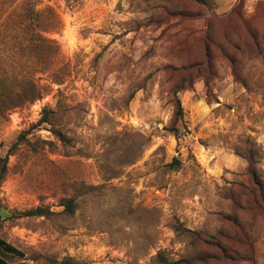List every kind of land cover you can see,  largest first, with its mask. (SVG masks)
<instances>
[{
	"label": "rangeland",
	"instance_id": "obj_1",
	"mask_svg": "<svg viewBox=\"0 0 264 264\" xmlns=\"http://www.w3.org/2000/svg\"><path fill=\"white\" fill-rule=\"evenodd\" d=\"M22 1L0 2V70L27 64L13 41L24 31L9 23ZM37 2L63 22L49 36L61 48L64 83L0 117V156L18 143L0 205L8 213L43 206L53 215H5L0 237L29 264H158L159 253L191 264H264V212L251 206L261 197L253 195L247 159L253 152L264 182V0ZM158 2L209 15L212 26L169 19L152 10ZM189 26L210 31L226 49L228 58L212 47L211 73L194 74L185 54L172 51L173 34ZM183 77L192 83L179 94L185 131L176 138L167 130L171 90ZM51 78L35 76L40 85ZM44 109L56 111L53 122L69 143L50 124L38 125ZM71 197L72 216L61 205Z\"/></svg>",
	"mask_w": 264,
	"mask_h": 264
},
{
	"label": "trees",
	"instance_id": "obj_2",
	"mask_svg": "<svg viewBox=\"0 0 264 264\" xmlns=\"http://www.w3.org/2000/svg\"><path fill=\"white\" fill-rule=\"evenodd\" d=\"M38 0H23L12 10L10 14L9 23L10 28L18 31H24L22 35L16 34L13 37L14 43H17L22 50L27 64L24 70L13 68L12 70H0V117H6L9 112L17 108H22L28 104H32L37 100L43 98L44 94L53 90V86H60L64 83L59 71L62 67L58 66V58L61 54L59 43L51 38L49 35L60 32L63 29V22L56 11L48 6L45 8L39 7ZM5 2V0H0ZM196 5L206 7V2H195ZM160 7L165 14V17L179 18L181 20H191L195 18H203L206 27H211V18L209 15L196 14L189 11L179 4H170V2H158L157 5L152 6V10ZM235 14V13H234ZM2 13H0V20ZM3 24V23H1ZM177 25V24H175ZM5 26V23L4 25ZM180 26V25H178ZM209 26V27H208ZM209 31V29L207 30ZM205 31V34L207 33ZM210 31L206 35H200L192 26L187 28H179L173 34V38H177L176 44L172 51L175 54H185V61L189 69L194 71V74H202L206 71L211 73L213 70L214 59L216 54L212 51V47H218L222 55L228 58L225 47L218 45L214 39L211 38ZM251 36V34H249ZM17 47V46H16ZM198 47V50L192 48ZM200 47V48H199ZM2 61V60H0ZM233 62V59H232ZM36 74H50L51 81L48 85H40L36 80ZM209 77V76H208ZM186 82L192 83V80H187L184 77L179 82H174L171 95L173 105V116L171 124L167 130L176 138H180L184 133L185 127L180 123L184 119V109L179 98V94L186 90ZM209 85L208 80L206 81ZM56 111L52 109H44L38 125L50 124L52 126V133L54 136L64 144L69 143L70 139L63 132L62 129L57 127L53 122V117ZM26 139V134H24ZM18 143H15L8 151L7 155L0 156V188L4 184L8 174L9 157L15 152ZM248 156V176L253 183V195L257 196L258 191L261 198L252 201V209L257 208L259 212H264V182L261 180V175L257 170L255 155L253 152ZM178 160H174L173 166L179 165ZM257 190V192H256ZM1 203V202H0ZM65 213L72 216L76 211V203L74 198H64L61 201ZM8 218H24V217H50L53 212L48 207L37 206L23 212H5L4 208L0 205V221L4 216ZM181 229L178 228V231ZM197 240L207 243L206 239L202 236L203 232H191ZM223 236V234H222ZM223 238H227L224 235ZM217 240V239H216ZM218 243V241H216ZM250 240H247L246 245L249 246ZM216 247L221 253H228L229 246L226 247L222 244H216ZM238 256L242 254L234 252ZM25 254L16 248L11 243L0 237V264H29L23 260ZM206 257L200 258L198 261H206ZM214 259V258H213ZM158 264H191L190 261H168L163 253L157 256ZM67 264V263H66Z\"/></svg>",
	"mask_w": 264,
	"mask_h": 264
}]
</instances>
